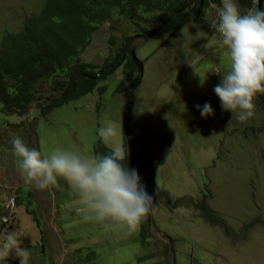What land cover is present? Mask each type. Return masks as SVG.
<instances>
[{
    "label": "rangeland",
    "instance_id": "rangeland-1",
    "mask_svg": "<svg viewBox=\"0 0 264 264\" xmlns=\"http://www.w3.org/2000/svg\"><path fill=\"white\" fill-rule=\"evenodd\" d=\"M42 3L0 0V39L19 30ZM216 20L217 9L206 6L199 21L191 19L173 35L137 37L141 69L133 88L118 89L121 65L93 91L45 115L35 105L22 117L5 115L0 103V230L15 231L29 250L28 264H264V108L255 97V114L246 123L229 122L231 112L221 110L216 72L227 71L229 59L209 26ZM115 25L110 31L104 22L93 32L84 61L100 64L134 33L124 17ZM205 103L214 115L202 118L196 106ZM109 123L122 136L103 143L114 150L123 140L127 160L155 204L144 230L140 225L132 234L89 218L62 179L44 190L26 183L12 148V137L25 135L26 146L43 154L61 148L99 159L98 130ZM9 198H15L11 214ZM204 200L230 235L203 219L196 203ZM6 261L20 264L14 253Z\"/></svg>",
    "mask_w": 264,
    "mask_h": 264
},
{
    "label": "trees",
    "instance_id": "trees-1",
    "mask_svg": "<svg viewBox=\"0 0 264 264\" xmlns=\"http://www.w3.org/2000/svg\"><path fill=\"white\" fill-rule=\"evenodd\" d=\"M242 11L251 0H237ZM221 0H43L41 9L23 18L19 30L4 32L0 39V103L5 115L25 116L32 106L45 115L52 108L93 91L108 75L122 65L119 90L133 88L139 78L134 73L141 63L133 41L148 40L166 33H177L191 19L199 21L206 6ZM264 0L257 5L261 10ZM124 17L134 25V33L100 64L84 61L82 53L93 32L108 22L110 31ZM110 42L114 40L110 34ZM47 85L48 91L43 90ZM102 88V87H101ZM256 99L264 108V93ZM23 125V122L20 123ZM23 136V142L26 143ZM103 155L112 151L101 140L95 145ZM126 166L132 167L128 160ZM203 219L231 234L225 220L218 217L207 201L196 203ZM14 210V209H13ZM144 230V224H141Z\"/></svg>",
    "mask_w": 264,
    "mask_h": 264
},
{
    "label": "clouds",
    "instance_id": "clouds-1",
    "mask_svg": "<svg viewBox=\"0 0 264 264\" xmlns=\"http://www.w3.org/2000/svg\"><path fill=\"white\" fill-rule=\"evenodd\" d=\"M259 2L251 0V7L244 11L237 0H221L219 8L214 3L211 5L217 9V20L209 26L219 33L229 59L228 70L216 72L221 74V82L214 92L221 101V110L231 112L229 122L235 119L246 123L255 114L254 98L257 93H264V10H258ZM192 26L198 33V25ZM204 83L201 78L200 86ZM196 107L202 118L214 115L210 103ZM118 134L122 136V130L118 133L113 123L98 130L104 143ZM11 143L26 183L44 190L56 186L58 178L66 181L78 195L83 205L81 211L106 229L121 226L132 234L155 207L138 172L126 166L128 153L123 140L119 147L99 159L61 148L43 154L27 147L17 136L12 137ZM0 231L3 232L0 264H5L13 253L20 264H28L29 250L22 247L15 231Z\"/></svg>",
    "mask_w": 264,
    "mask_h": 264
},
{
    "label": "built area",
    "instance_id": "built-area-1",
    "mask_svg": "<svg viewBox=\"0 0 264 264\" xmlns=\"http://www.w3.org/2000/svg\"><path fill=\"white\" fill-rule=\"evenodd\" d=\"M211 7V6H210ZM218 8V7H217ZM15 198H9L6 202V208L8 209V213L11 214L14 209ZM6 218V217H5ZM8 219V218H7Z\"/></svg>",
    "mask_w": 264,
    "mask_h": 264
},
{
    "label": "crops",
    "instance_id": "crops-1",
    "mask_svg": "<svg viewBox=\"0 0 264 264\" xmlns=\"http://www.w3.org/2000/svg\"><path fill=\"white\" fill-rule=\"evenodd\" d=\"M8 262L6 261L5 264H7ZM38 264V263H37Z\"/></svg>",
    "mask_w": 264,
    "mask_h": 264
}]
</instances>
